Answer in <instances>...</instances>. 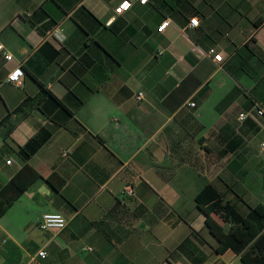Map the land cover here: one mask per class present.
<instances>
[{
	"label": "crops",
	"instance_id": "obj_1",
	"mask_svg": "<svg viewBox=\"0 0 264 264\" xmlns=\"http://www.w3.org/2000/svg\"><path fill=\"white\" fill-rule=\"evenodd\" d=\"M116 2L0 0V186L23 163L42 176L0 215V264H242L194 195L208 183L240 213L264 204V116L236 119L264 100V0ZM48 211L66 224L39 228Z\"/></svg>",
	"mask_w": 264,
	"mask_h": 264
},
{
	"label": "trees",
	"instance_id": "obj_2",
	"mask_svg": "<svg viewBox=\"0 0 264 264\" xmlns=\"http://www.w3.org/2000/svg\"><path fill=\"white\" fill-rule=\"evenodd\" d=\"M42 92H47L64 106L49 90L42 89ZM30 99L26 97L20 104L13 107L12 111L20 110L21 106L30 103ZM8 116L9 112L0 118V125L7 122L4 135L12 126V122L7 121ZM37 145L38 142L31 138L23 145H18L17 151L25 159ZM40 177L42 176L32 166L23 163L0 186V215L18 198L28 184ZM43 179L54 190H59L64 182L63 177L56 171H51ZM194 200L206 213L205 223L219 239L217 250L229 247L238 254L242 264H264V234L261 232L264 226V204L256 202L250 205L245 213H240L229 200H223L221 195L208 183L204 184L194 195ZM209 213H214L221 218L225 228L223 229L220 224L209 217Z\"/></svg>",
	"mask_w": 264,
	"mask_h": 264
},
{
	"label": "built area",
	"instance_id": "obj_3",
	"mask_svg": "<svg viewBox=\"0 0 264 264\" xmlns=\"http://www.w3.org/2000/svg\"><path fill=\"white\" fill-rule=\"evenodd\" d=\"M137 1L138 3H145L147 0H117L115 4L112 6V11L113 14H119L125 10H127L131 3ZM167 23V19H163L156 29L158 31H161L164 26ZM197 24V18L195 16H190L187 21V25L193 26ZM52 35L56 39H61L62 34L59 33L58 29H54L52 32ZM0 50L3 53L4 58L10 59L11 58V53L7 52L3 49V45L0 43ZM206 53L211 56V58L214 61H221L222 60V55L219 51H216L214 47L210 46L207 48ZM21 75H22V69L20 67V63H18L16 66H14L12 69H10L7 74H6V80L13 83V84H19L21 81ZM135 99H140L142 97V91L137 90L133 94ZM187 104L192 105V101H188ZM254 114L257 116H264V100H254L251 102L250 107L246 110H240L236 114V119L238 121L243 120L246 118L248 115ZM259 146L261 149H264V140L260 141ZM10 158H6L5 162H9ZM120 192L123 194H132V185L130 183L123 184L120 188ZM66 224V219L65 217L59 213V212H43L40 216V219L37 222V226L41 229H60ZM37 254L39 256H44L45 251L44 249H38Z\"/></svg>",
	"mask_w": 264,
	"mask_h": 264
}]
</instances>
